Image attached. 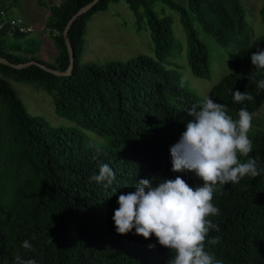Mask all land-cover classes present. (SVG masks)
Listing matches in <instances>:
<instances>
[{
  "label": "trees",
  "instance_id": "16d2710c",
  "mask_svg": "<svg viewBox=\"0 0 264 264\" xmlns=\"http://www.w3.org/2000/svg\"><path fill=\"white\" fill-rule=\"evenodd\" d=\"M5 1L12 6L17 0H0V17L8 9ZM89 1L61 0L49 7L48 25L58 48L54 64L37 58L32 40L24 38L26 32L10 28L1 18L6 24L0 27V57L13 63L33 60L65 71L69 56L63 29ZM116 1L98 0L72 22L70 74L56 75L36 64L13 68L0 63V264H15V255L35 259L37 264H168L171 259V250L160 245L154 234L150 239L135 229L119 234L113 220L119 194L134 191L140 179L157 185L164 178L182 176L192 186L203 183L193 172L172 171L170 149L186 130L188 110L203 97L169 60L178 44L171 18L152 9L155 1L178 11L194 76L212 75L209 51L198 37L195 21L220 45H236L227 57L230 72L209 90L208 97L226 105L233 119H238L241 108L253 116L264 103V89L257 87L264 69L251 62L252 53L264 49V33L250 42L239 0H187V6L175 0H123L137 20L143 10L153 55L83 63L87 21ZM259 13L264 21V5ZM8 79L41 83L54 95L55 112L76 126L56 127L31 115ZM236 90L253 99L234 102ZM248 135L253 142L249 156L264 169V126L252 127ZM104 163L115 173L107 187L91 179ZM212 203L220 214L208 219L220 231L210 229L208 239L219 236L220 240L215 245L206 242V250L223 264H264V171L237 184H218ZM24 240L32 249L23 248Z\"/></svg>",
  "mask_w": 264,
  "mask_h": 264
},
{
  "label": "clouds",
  "instance_id": "9594fccd",
  "mask_svg": "<svg viewBox=\"0 0 264 264\" xmlns=\"http://www.w3.org/2000/svg\"><path fill=\"white\" fill-rule=\"evenodd\" d=\"M252 64L264 69V49L251 55ZM180 86H184L181 80ZM264 89V79L257 82ZM233 100L242 103L253 98L246 92H232ZM190 119L179 141L170 149L173 172H193L203 183L192 186L182 176L164 178L157 185L149 179H140L134 191L120 193L113 220L116 232L128 234L133 229L138 235L150 239L154 234L158 243L171 250L168 264H223L222 260L206 250L205 244L215 245L220 237L208 239L210 229L220 231L219 225L208 219L220 214L212 203L218 184H237L245 176L257 177L264 169L252 158L253 142L249 137L252 114L245 108L233 119L226 105L205 96L188 110ZM99 151V149H97ZM240 156L248 157L245 161ZM92 180L113 184L115 173L108 163L99 168ZM24 249H32L28 240ZM150 244L149 248H155ZM15 264H37L35 259L14 256Z\"/></svg>",
  "mask_w": 264,
  "mask_h": 264
},
{
  "label": "rangeland",
  "instance_id": "374dc122",
  "mask_svg": "<svg viewBox=\"0 0 264 264\" xmlns=\"http://www.w3.org/2000/svg\"><path fill=\"white\" fill-rule=\"evenodd\" d=\"M61 0H17L12 6L8 1L7 14L19 17L27 24H31L32 31L25 33V39L32 40L35 48V56L46 61V64H54L58 54L53 39V31L49 28V7L58 4ZM187 6V0H175ZM244 8L245 19L249 25V40L252 42L257 36L264 33V21L259 10L264 5V0H239ZM152 9L159 16H168L172 20L173 34L177 42L172 55L169 57L185 78L186 84L203 98L209 90L227 73L230 68L227 57L230 51L237 49L235 44L229 46L220 45L212 35L204 31L201 24L195 21L194 28L201 42L209 51L212 75L209 79L199 78L192 74L187 62L186 46L187 35L180 21L178 11L170 8L161 1H155ZM4 11V14L5 12ZM141 17L137 20L135 13L123 1L111 2L104 11L93 13L86 23L85 50L82 54L83 63H105L111 60L126 61L138 54L153 55L152 42L146 17L140 9ZM43 25L42 29L39 27ZM15 40V39H14ZM27 55L26 52H18ZM19 98L23 101L27 111L31 115L44 117L51 125L56 127H74L76 123L55 112L54 95L46 90L41 83L25 82L8 79ZM261 121V124L258 122ZM264 126V103L253 115L252 127ZM85 134L97 138L92 132L83 129Z\"/></svg>",
  "mask_w": 264,
  "mask_h": 264
},
{
  "label": "water",
  "instance_id": "95a60500",
  "mask_svg": "<svg viewBox=\"0 0 264 264\" xmlns=\"http://www.w3.org/2000/svg\"><path fill=\"white\" fill-rule=\"evenodd\" d=\"M98 0H91L88 3L84 4L83 6H81L80 8L77 9V11L70 17V19L68 20L66 26L63 29V39H64V43L66 45V49L68 52V56H69V66L65 71H60L57 69H52L48 66H46L45 64L42 63H38L35 62L33 60H29L27 62H20V63H13L10 62L9 60H7L4 57H0V63L2 64H6L8 66H11L13 68H24L27 67L31 64H36L38 66H40L41 68H43L44 70L51 72L53 74L56 75H65V74H70L71 73V69L74 63V54H73V50H72V46H71V41L68 37V29L71 26L72 22L77 19L80 15H82L83 13L87 12Z\"/></svg>",
  "mask_w": 264,
  "mask_h": 264
},
{
  "label": "built area",
  "instance_id": "2783aa9c",
  "mask_svg": "<svg viewBox=\"0 0 264 264\" xmlns=\"http://www.w3.org/2000/svg\"><path fill=\"white\" fill-rule=\"evenodd\" d=\"M4 13L2 12V15ZM7 23L9 24L10 28L17 29L19 32H30L32 31V27L27 24L23 19L19 17H12L7 19ZM6 24V21H0V27Z\"/></svg>",
  "mask_w": 264,
  "mask_h": 264
},
{
  "label": "crops",
  "instance_id": "0c3cea01",
  "mask_svg": "<svg viewBox=\"0 0 264 264\" xmlns=\"http://www.w3.org/2000/svg\"><path fill=\"white\" fill-rule=\"evenodd\" d=\"M29 24V23H28ZM29 25H31V24H29ZM32 26V25H31ZM42 27H43V25L41 24V26L39 27L40 29H42Z\"/></svg>",
  "mask_w": 264,
  "mask_h": 264
}]
</instances>
